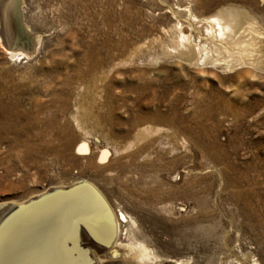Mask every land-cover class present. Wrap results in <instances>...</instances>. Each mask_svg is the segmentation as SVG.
I'll list each match as a JSON object with an SVG mask.
<instances>
[{"label": "rangeland", "instance_id": "obj_1", "mask_svg": "<svg viewBox=\"0 0 264 264\" xmlns=\"http://www.w3.org/2000/svg\"><path fill=\"white\" fill-rule=\"evenodd\" d=\"M13 1H3V20L16 15L39 41L11 57L0 19V92L22 95L29 113L13 123L28 127L21 139L44 130L47 146L27 154L12 144L14 133L0 141V205L85 180L107 199L120 241L131 230L157 259L239 264L249 256L264 264V62L198 67L187 60L197 46L189 52L181 37L198 40L190 21L205 34L193 16L237 8L242 45L264 40L255 28H264V0H17V13ZM199 43L213 57H252L239 45L228 54ZM64 100L68 110L57 115ZM77 101L100 110L99 122L70 119ZM54 115L73 129L61 155ZM141 145L147 152L135 163L117 164Z\"/></svg>", "mask_w": 264, "mask_h": 264}, {"label": "bare ground", "instance_id": "obj_2", "mask_svg": "<svg viewBox=\"0 0 264 264\" xmlns=\"http://www.w3.org/2000/svg\"><path fill=\"white\" fill-rule=\"evenodd\" d=\"M3 1L4 0H0L1 9L4 6ZM13 2V8L17 13L19 12L18 1L14 0ZM242 12V10L240 12L237 8H225L214 16L206 18H196L193 16V21L200 24L206 23L207 28L205 30V34H202L195 25L196 23L190 21L191 29L193 28L192 30H194V32L196 31L198 40L192 37V35H181L182 39L187 43L189 52L193 51L192 44L197 46V58L193 60V56H191V58L187 60L190 61L191 64L198 67L219 66L224 71H233L240 67L255 66L261 68L263 65L262 63L264 62V40L257 41L254 44L247 41L248 43L242 45L241 42L246 40L238 37L240 33H238V26L241 24L240 20L242 19ZM1 13L2 12H0V19L2 20L1 33L4 37V45L6 47L5 50L11 55V57L18 56L19 54L28 55L29 53L27 50L24 51L23 47L28 49L34 48L37 41H39L38 37H31L32 35L27 32L22 23L18 22L19 18L16 17L15 14V23H19L18 25H16L17 23L15 24L13 20L8 21V19H5L7 22L3 20ZM248 24L254 25V22H249ZM255 26L254 27L258 29L257 32L260 33V36L264 35V28L257 24ZM200 39L204 40V42L209 41L212 45L210 43L209 44L215 49L213 50L214 52L221 49L229 54L232 46L239 45L237 49L242 47V50H247L249 53H255H251L252 57H248L247 59L228 57V55L224 57L218 55V53L217 55L215 54L216 57H213L211 55V48H209L205 43L200 44ZM249 44L253 47H249ZM256 44L259 45V47L257 46V49L255 47ZM262 69H264V66ZM51 95L53 98L59 97L54 93ZM21 96L22 95L17 94L14 91L12 92L9 89L6 92H0V112L2 113L0 132L3 133L0 134V141L6 137L8 138V135H12L14 133L15 137L12 136V144L14 143L13 145L22 146L24 152L29 154L34 153L37 149H41L47 145L44 144V141L42 140L45 134L44 130L35 132L36 134L34 136H28L21 139L23 132L29 130L28 127L22 125H18L19 127H16V125L13 124L19 121L22 117L27 116L29 113L20 107ZM37 105L39 107L41 106L39 104ZM92 106L93 105L91 104H85L84 102L77 101L74 108L75 112L71 113L69 111L70 119H73L80 124L89 118H92L94 122H99L98 118H100L101 115V113H99L100 110L98 109L99 111H96V109L94 110ZM67 110L68 105L66 100L62 101L55 109L57 115H63V113ZM57 115H54L55 118L51 123L60 127V130L57 133L55 132L56 134H54V137L56 136L57 139H62L63 137L65 139L62 143V147L58 149V154L61 155L63 153L65 154L67 150L72 148L74 141L73 129L70 128L68 120L65 118H63L64 120H61L62 118L60 119ZM37 118H39V116ZM137 122L138 121H136V123ZM136 123L133 121L132 126H136ZM59 145H61V143ZM79 148L84 150L83 152L87 149L84 142L79 144ZM146 148L141 145L137 150L132 151L127 155L129 157V161L127 163H122L117 159V164L132 165L136 160H138V157L140 156L139 151ZM145 151L147 152V149ZM148 164L152 165L151 162ZM84 182L88 183L92 186V188L94 187L91 183H89V181L87 182L85 180L78 181L76 183L73 182L68 185H56L51 186V188H47L44 191L38 192L34 196H29L25 200H13L10 204L0 205V264H86L87 259H83L84 261L80 263H75L70 260L67 262L65 254L60 246V241L63 238L69 236L72 232L74 233V218H78V216L81 215L87 216L89 221L93 220L95 224L92 225V223L89 222L81 224L79 228V235L75 242V249H78L79 254H82L83 256L86 252L80 250L81 247H79V245L84 246L83 248L87 247L94 264H186V262L179 259L173 261L161 257L157 259V257L152 256L148 247L145 246V243L138 239L139 237L136 238L131 236V230L126 233L127 242L120 241L118 235L119 223L115 217L116 215L114 216V213L112 212L114 223L111 221L110 225L108 221H105L104 217H101L99 213H97V210L93 207L95 204L91 201L93 199V192H91V190L83 184ZM97 189L98 188L95 190ZM152 189L153 188L151 187L148 191L151 192ZM148 191H146V193ZM98 192L102 195L100 190ZM150 198L151 197L148 196L149 202ZM153 203H155V201H153ZM68 212L73 218L72 221H67L69 214L67 216L66 214ZM120 214L123 218L126 217L125 212L121 211ZM96 222L99 226L96 225ZM69 245L73 246L74 244ZM239 264H257V262L249 256H244Z\"/></svg>", "mask_w": 264, "mask_h": 264}, {"label": "water", "instance_id": "obj_3", "mask_svg": "<svg viewBox=\"0 0 264 264\" xmlns=\"http://www.w3.org/2000/svg\"><path fill=\"white\" fill-rule=\"evenodd\" d=\"M83 184L86 185L89 188V190H91V192H93V199L91 201L95 204L93 205V207L97 210V213H99L101 217H104L105 221H108L110 225H111V221H113L114 223L112 211L108 203L103 198V196L97 190H95L94 187L92 188V186H90L88 183L84 182ZM68 214H69V217L67 218V221H72L73 218L69 212L66 214V216ZM74 220H75L74 221L75 222L74 233L72 232L69 236L63 238L60 241V246L65 254V259L67 262L70 260L75 263H80L84 261L83 259H87L86 264H94V262L92 261L93 259H91V256L89 255V249H87V247L83 248L84 246L79 245V247H81L80 250L86 252L82 256V254H79L78 249H75V242L79 235V228L81 224L89 222V223H92V225H94L95 223L93 222V220L89 221V218L85 215L78 216V218L75 217ZM96 225L99 226L98 223ZM69 244H74V245L70 246Z\"/></svg>", "mask_w": 264, "mask_h": 264}]
</instances>
